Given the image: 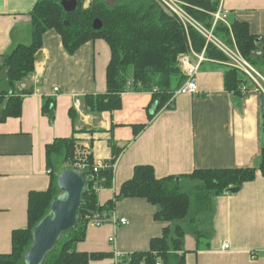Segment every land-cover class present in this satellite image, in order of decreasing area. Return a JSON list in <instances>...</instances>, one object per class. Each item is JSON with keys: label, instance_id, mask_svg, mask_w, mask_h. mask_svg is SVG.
<instances>
[{"label": "crops", "instance_id": "1", "mask_svg": "<svg viewBox=\"0 0 264 264\" xmlns=\"http://www.w3.org/2000/svg\"><path fill=\"white\" fill-rule=\"evenodd\" d=\"M37 1L0 0V65L15 46L30 43L31 11ZM79 1L83 7L91 2ZM223 8L229 28L233 22H245L263 47L264 0H223ZM109 60L110 48L103 39L89 40L68 53L55 29L44 32L33 72L15 84L19 92L31 90L23 96L21 115L0 122V254L11 251L12 231L27 226L29 192L48 188L45 145L74 130L80 143L90 148L94 164L116 157L110 187L97 191L99 205L114 198L136 165H151L157 177L257 165L264 92L249 80L245 93L226 90L227 60H204L195 77L196 92L178 94L171 108L163 107L152 118L155 102L149 91L122 92L120 108L112 111L84 109V95L106 91ZM259 73L264 80V67ZM5 76L6 68L0 67V93L9 88ZM46 100L54 103L52 122L42 112ZM70 107L77 112L74 121L68 115ZM113 210L127 223H88L84 239L76 244L78 251L110 255L90 264L112 263L111 236L122 253L145 251L151 238L176 224L157 219V207L144 198H120ZM179 224L185 231V264H264V176L256 171L255 178L237 191L214 197L212 233L204 241L197 240L189 218ZM223 242L229 243L228 249L220 248Z\"/></svg>", "mask_w": 264, "mask_h": 264}, {"label": "trees", "instance_id": "2", "mask_svg": "<svg viewBox=\"0 0 264 264\" xmlns=\"http://www.w3.org/2000/svg\"><path fill=\"white\" fill-rule=\"evenodd\" d=\"M183 1L185 10L195 21L206 28L211 27L217 1ZM95 18L102 23L99 29L92 27ZM66 21L68 24H65ZM48 29H55L60 34L68 53H73L89 40L100 38L108 44L110 60L106 67V91L83 96L84 109L91 113L120 108L122 92L149 91L152 92V103H156L154 111L149 114L152 118L163 107L171 108L169 100L185 80L178 63L181 54L203 51L209 59L227 60V56L214 44L207 42L195 27L188 25L185 29L156 0H91L88 7H83L82 1H79L78 8L70 13L63 10L58 0H38L31 11L30 43L15 46L0 65L6 68L5 81L9 87L0 93V122L21 115L23 96L31 93V90L19 92L15 84L33 72L36 53ZM213 34L228 44L234 43L251 65L262 70L264 44L260 47L257 36L250 32L245 22H233L229 28L217 21ZM247 79L235 67L227 65L224 70L226 90L240 93V86ZM51 103L46 100L42 105V112L49 117L50 122L55 116L54 103ZM261 114L263 142L256 166L194 169L190 173L157 177L151 165H136L131 178L124 181L114 198L104 205H99L94 185L110 187L113 171H93L91 150L80 143L75 136L77 131L74 130L69 137L55 138L45 145L46 167L50 170L48 188L29 192L27 226L12 231L11 251L0 254V264H23V253L31 243V229L59 192L56 186L58 173L64 167H72L75 161L87 164V190L80 206V220L76 227L63 233L42 264H90L92 260L110 256L103 252L78 251L76 244L85 237L86 225L89 223L87 215L109 213L118 199L127 197L144 198L157 207V219L176 224L173 228L164 227L160 236L151 238L147 250L128 253L123 259L124 263L185 264V231L179 221L189 218L197 240L204 241L212 233L210 222L214 197L230 187H239L253 180L256 171L264 176V93L261 96ZM68 115L74 121L77 112L70 107Z\"/></svg>", "mask_w": 264, "mask_h": 264}, {"label": "built area", "instance_id": "3", "mask_svg": "<svg viewBox=\"0 0 264 264\" xmlns=\"http://www.w3.org/2000/svg\"><path fill=\"white\" fill-rule=\"evenodd\" d=\"M156 1L166 11H168L170 14L175 16L181 22V24L184 26L185 29L188 27V25L195 27L206 38L207 42H211L212 44H214L227 56L226 63L229 66L235 67L240 71H242L247 76V78L252 81V83L254 84V86H256L257 89H260L262 92H264V87L262 86V81L264 80L263 77L260 75L259 71L240 54L234 43L233 45H230L224 42L223 40L217 38L213 34V27L217 21L226 23V10L223 8V0H216L217 9L215 12L212 13L213 21L210 28H206L202 26L187 13V11L184 8L185 2L183 0H156ZM192 56H195L197 60L193 61ZM206 59L207 57L204 55L203 51L200 53L189 51L179 56L178 58L179 67L183 75L185 76V80L182 83V85L173 92L169 100V103H172L174 98L178 94L196 92L195 77L200 68L201 63ZM240 90L242 93H245L248 89L243 84L242 86H240ZM110 160L102 161L101 163L98 164H93L92 167L93 171L95 173L101 169H111V171H113L115 168L116 159H114L113 161ZM72 167L81 171H85V169L87 168V164L82 163L80 161H75ZM49 171L50 170H48V173ZM94 187L96 191L103 188L101 185H96V184L94 185ZM87 219L89 223L96 226L101 225L104 222H109L113 226H119L127 223V220L124 217H118L114 210H111L109 213L104 212L102 214L94 213L92 215H87ZM109 242L112 243L114 246L111 264H125L123 259L127 256V254L116 250L114 236L109 237ZM220 248L228 249L229 243L223 242ZM252 256L254 257V253H252ZM156 264H160V262H156Z\"/></svg>", "mask_w": 264, "mask_h": 264}, {"label": "water", "instance_id": "4", "mask_svg": "<svg viewBox=\"0 0 264 264\" xmlns=\"http://www.w3.org/2000/svg\"><path fill=\"white\" fill-rule=\"evenodd\" d=\"M65 12L76 10L78 0H60ZM65 24H68L67 21ZM102 23L95 18L94 29ZM152 105V111L155 108ZM58 193L51 199L48 210L31 229V243L23 253V264H42L54 250L63 233L76 227L80 220V206L87 190V173L73 167H64L56 177ZM235 192L238 187H230Z\"/></svg>", "mask_w": 264, "mask_h": 264}, {"label": "rangeland", "instance_id": "5", "mask_svg": "<svg viewBox=\"0 0 264 264\" xmlns=\"http://www.w3.org/2000/svg\"><path fill=\"white\" fill-rule=\"evenodd\" d=\"M178 62V61H177ZM179 63V62H178ZM180 68V67H179ZM257 70L258 71H260L258 68H257ZM180 71H181V69H180ZM181 73H182V71H181ZM183 74V73H182ZM247 80H249V81H251L250 79H247ZM252 82V81H251ZM186 189V188H185ZM191 205H192V203H191ZM191 209V208H190Z\"/></svg>", "mask_w": 264, "mask_h": 264}, {"label": "bare ground", "instance_id": "6", "mask_svg": "<svg viewBox=\"0 0 264 264\" xmlns=\"http://www.w3.org/2000/svg\"><path fill=\"white\" fill-rule=\"evenodd\" d=\"M171 104V103H170Z\"/></svg>", "mask_w": 264, "mask_h": 264}]
</instances>
